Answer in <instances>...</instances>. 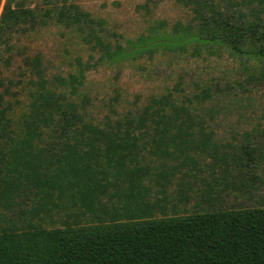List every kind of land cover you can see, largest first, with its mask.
<instances>
[{
  "label": "trees",
  "instance_id": "obj_1",
  "mask_svg": "<svg viewBox=\"0 0 264 264\" xmlns=\"http://www.w3.org/2000/svg\"><path fill=\"white\" fill-rule=\"evenodd\" d=\"M178 1L189 9L186 21L118 40L76 3L0 0V264H264V206L210 208L206 200L205 209L178 213L172 206L166 214L148 200L154 177L168 178L156 166L165 163L146 164L143 151L177 158L204 133L203 115L189 100L168 92L96 124L76 96L88 62L76 59V73L46 76L39 54L17 52L20 36L53 24L86 44L97 64L159 50L227 55L239 68L233 83L257 90L264 82V0ZM209 93L198 86L194 95ZM210 151L227 168V153ZM53 209L61 214L56 220Z\"/></svg>",
  "mask_w": 264,
  "mask_h": 264
},
{
  "label": "rangeland",
  "instance_id": "obj_2",
  "mask_svg": "<svg viewBox=\"0 0 264 264\" xmlns=\"http://www.w3.org/2000/svg\"><path fill=\"white\" fill-rule=\"evenodd\" d=\"M19 1L45 7L59 0ZM66 1L102 20L108 38L118 40L133 38L151 25L168 27L174 21L184 22L190 15L188 7L178 0ZM17 52L39 54L46 76L76 73V59L88 62L78 79L76 96L79 102L83 100L89 119L96 124L138 112L152 98H163L168 92L180 102L189 100L191 107L202 113L204 133L189 139L184 154L162 158L142 153L141 159L148 165L154 166L159 160L165 163L156 166L167 175L168 182L155 176L148 200L165 206L166 214L171 213L172 206L178 213L205 209L206 200L210 208L264 206V82L252 93L242 91L233 83L239 68L227 55L159 50L128 62L97 64L93 60L96 54L86 44L53 24L34 27L20 36ZM8 72H17L15 63ZM198 86H206L210 93L197 97L194 93ZM239 100L240 105L236 102ZM205 137L210 145L204 147L199 139ZM145 146L150 149L152 143L147 141ZM211 147L217 154L227 153V168L211 160ZM244 150L250 151L249 158ZM181 159L184 162L179 164ZM160 184L164 194L157 192ZM51 215L56 220L61 214L53 209ZM49 223L46 217L45 226ZM53 223L56 225V221Z\"/></svg>",
  "mask_w": 264,
  "mask_h": 264
}]
</instances>
